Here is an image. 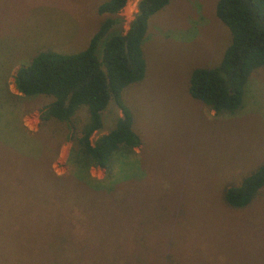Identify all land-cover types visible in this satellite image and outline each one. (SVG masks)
I'll use <instances>...</instances> for the list:
<instances>
[{"label":"rangeland","instance_id":"374dc122","mask_svg":"<svg viewBox=\"0 0 264 264\" xmlns=\"http://www.w3.org/2000/svg\"><path fill=\"white\" fill-rule=\"evenodd\" d=\"M103 1L0 0V264H71L47 246L70 215L67 247L83 264H264V187L243 208L222 197L227 183L264 162V66L233 114L188 92L191 71L218 65L230 43L218 0H171L150 17L144 76L121 93L140 144L114 154L108 168L73 163L66 131L53 132L50 119L40 125L53 97L16 90V70L38 51L86 47ZM138 1L126 2L110 33L128 30ZM119 116L109 102L91 142Z\"/></svg>","mask_w":264,"mask_h":264},{"label":"trees","instance_id":"16d2710c","mask_svg":"<svg viewBox=\"0 0 264 264\" xmlns=\"http://www.w3.org/2000/svg\"><path fill=\"white\" fill-rule=\"evenodd\" d=\"M127 1L105 0L98 4L96 11L103 18L82 50L70 53L40 50L14 74V85L20 95L53 97L40 109V125L44 127L50 119L54 122L53 132L66 131L63 137L72 142L73 163L108 168L114 154H127L140 144L133 129L132 113L121 93L126 86L143 78L146 64L142 43L149 19L171 0H139L128 30L124 34L110 33ZM215 15L229 29L230 43L218 65L191 71L188 92L216 114H233L242 103L249 76L264 66V0H218ZM111 101L121 110V116L112 129L91 142V135L103 126L102 112ZM82 107L86 111L80 123L75 114ZM258 165L240 181L224 186L222 197L228 206L243 208L260 196L264 162ZM51 174L56 179L60 177L52 171ZM68 218L59 239L49 240L47 246H57L58 251L72 259L71 264H83L78 249L75 254L67 247L73 246L75 237L74 231L66 229L73 224L74 216ZM99 262L102 261L93 264Z\"/></svg>","mask_w":264,"mask_h":264},{"label":"crops","instance_id":"0c3cea01","mask_svg":"<svg viewBox=\"0 0 264 264\" xmlns=\"http://www.w3.org/2000/svg\"><path fill=\"white\" fill-rule=\"evenodd\" d=\"M19 93V92H18Z\"/></svg>","mask_w":264,"mask_h":264}]
</instances>
